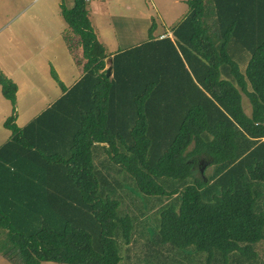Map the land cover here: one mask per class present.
I'll list each match as a JSON object with an SVG mask.
<instances>
[{
    "label": "trees",
    "instance_id": "16d2710c",
    "mask_svg": "<svg viewBox=\"0 0 264 264\" xmlns=\"http://www.w3.org/2000/svg\"><path fill=\"white\" fill-rule=\"evenodd\" d=\"M64 2L81 77L66 87L51 67L61 96L19 127L17 85L0 71L12 105L0 145L2 257L119 264L137 216L121 211L116 167L133 181L135 191L124 188L133 199L161 202L147 219L156 243L206 264H252L264 241V0H186L171 36L150 28L146 41L112 54L86 0Z\"/></svg>",
    "mask_w": 264,
    "mask_h": 264
},
{
    "label": "rangeland",
    "instance_id": "374dc122",
    "mask_svg": "<svg viewBox=\"0 0 264 264\" xmlns=\"http://www.w3.org/2000/svg\"><path fill=\"white\" fill-rule=\"evenodd\" d=\"M64 3L70 8L73 0H65ZM59 5L60 0H0V61L6 71H12L14 76L20 79L22 102L19 106L21 108L35 93L25 84L24 78H28L26 75H33L35 71L36 74L30 78L34 83L41 84V81H44L43 75L35 70L36 67L41 68L43 62L50 61L52 58H64V52H67L64 50V43L70 45V51H76L73 56L69 55V58H75L79 64L85 61L82 52L81 57L79 55V38L68 28L60 14ZM86 8L98 38L105 46L106 53L111 54L146 41L150 28L153 30L152 35L161 36L180 20L182 12L188 10V5L185 0H86ZM153 22L154 27L151 26ZM80 51H82L81 48ZM79 59L81 61H78ZM245 59L248 60V57ZM107 62L108 67L110 60L107 59ZM61 63L58 61L57 66L63 72L65 65L62 66ZM70 65L67 62V66ZM245 65L246 63L241 65V68L243 69ZM73 70L76 71L77 68L73 67ZM65 82L68 80L65 79ZM51 83L54 89L49 90L50 97H46L47 99L34 106L31 112L22 117L29 116L49 104L55 96V90H60L53 79ZM241 103L245 113L249 114L251 105L244 95H242ZM22 123L20 119L19 124ZM99 150L104 154L101 149ZM109 172L113 173V178L122 180L126 184L124 188L128 191L136 190L133 181L125 172L116 167H113V171L109 169ZM124 188H116L120 195L121 211L137 218L134 220L132 242L121 248L123 258L119 264H206L205 255L196 252L186 255L190 253V250H184L185 253H182L168 244L156 243L147 232L150 227L148 224L151 223V220L147 219L156 216L160 201L146 196L143 200L133 199ZM146 203H149L148 206ZM140 213L143 214L140 215ZM254 249L258 256L252 264H264V241L255 244ZM0 264L12 263L0 254ZM41 264L64 263L42 262Z\"/></svg>",
    "mask_w": 264,
    "mask_h": 264
},
{
    "label": "crops",
    "instance_id": "0c3cea01",
    "mask_svg": "<svg viewBox=\"0 0 264 264\" xmlns=\"http://www.w3.org/2000/svg\"><path fill=\"white\" fill-rule=\"evenodd\" d=\"M185 2H186V0H185ZM185 12H187V11H185ZM185 12H182L183 15L181 14L180 20L184 16ZM180 20H178V21H180ZM153 24H154V22H153ZM166 35L171 36L170 30L161 34V36H166ZM161 36H158V37H161ZM97 38H98V35H97ZM98 40H99V38H98ZM63 46L65 48L64 50H67V52H64V58H59V59L52 58L50 61L43 62L44 64L41 68L36 67L35 70L40 72V74L43 75L44 81H41V84H36L31 79L33 77V75L36 74L35 71H33V75H31V74H30V76L26 75L28 78H24L25 84L30 86V88H32L35 91V93L31 95L30 101L24 103V106L22 108L19 106V103L22 102V99H21L22 87H21V84L19 82L20 79L15 77L12 71H6L4 69V67L2 66L1 61H0V71L2 73H4L8 78L13 80L17 85V92H16L17 118H16V123L19 127H22L25 124H27L31 119H33L41 111H43L50 104H52L55 99H57L59 96H61V94H62L61 89L58 91L55 90V96L52 98V100H50L49 104L43 106V108L41 107L37 112H35L29 116L22 117L24 114H28L29 112H31L32 109L34 108V106H36L37 104H39V103L43 102L45 99H47L46 97H48V98L50 97L51 94L49 93V90L54 89V87L52 86V83H51V79H53L51 77V74H50L51 67H53L55 69V71L57 72L61 81L62 82L64 81L63 83L66 87H71L81 77V75H82V63L79 64L78 62H76L75 58H74L75 60L73 59V57L69 58V55L73 56V53H76V51H74V52L70 51L69 48H71V47L67 43H64ZM79 47L81 48V46H79ZM79 47H78L79 55L81 57L82 51H80ZM65 54H67V55H65ZM245 60H242V63H247V60L246 61ZM58 61L62 62L60 65H62V66L65 65L63 72H61L59 70V66H57ZM78 61H81V60L79 59ZM35 62L37 63L38 61L36 60ZM67 62H69L71 65L67 66ZM73 67L77 68V70L74 71ZM65 79L68 80V82H65ZM11 111H12V105H11L10 101L7 100L2 95L1 87H0V145L5 143L10 137L11 132L3 126V122L11 114ZM20 119L23 121L22 124H19Z\"/></svg>",
    "mask_w": 264,
    "mask_h": 264
},
{
    "label": "water",
    "instance_id": "95a60500",
    "mask_svg": "<svg viewBox=\"0 0 264 264\" xmlns=\"http://www.w3.org/2000/svg\"><path fill=\"white\" fill-rule=\"evenodd\" d=\"M109 72H110V66H108L107 69H106L107 75L109 74Z\"/></svg>",
    "mask_w": 264,
    "mask_h": 264
}]
</instances>
